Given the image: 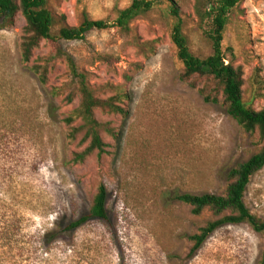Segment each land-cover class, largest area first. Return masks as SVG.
Returning a JSON list of instances; mask_svg holds the SVG:
<instances>
[{
	"label": "rangeland",
	"instance_id": "1",
	"mask_svg": "<svg viewBox=\"0 0 264 264\" xmlns=\"http://www.w3.org/2000/svg\"><path fill=\"white\" fill-rule=\"evenodd\" d=\"M174 1L189 51L206 58L211 19L200 20L197 0ZM208 1L216 0H203L202 13ZM131 2L46 0L56 18L51 37L26 63L19 53L22 14L0 28V264L259 263L264 232L247 223L218 227L192 251L189 236L215 216L207 209L193 214L175 196L223 194L228 171L257 152L262 140L243 130L222 103L204 101L198 88L212 82L193 76V87L180 80L183 65L171 39L177 18L168 2L138 15L128 32L113 26L118 10ZM84 12L109 26L83 39L61 38L59 28L79 25ZM221 49L225 62L243 71L244 103L264 107V0H241L228 11ZM59 51L87 73L99 97L121 89L129 94L126 117L95 111L117 137L102 129L106 153L82 163L70 162L84 146L83 131L73 142L66 137L62 119L76 109L78 97L65 99L74 79ZM32 64L46 68L45 84ZM99 183L107 190L108 219L66 229L88 213ZM243 200L264 219V166L251 176Z\"/></svg>",
	"mask_w": 264,
	"mask_h": 264
},
{
	"label": "trees",
	"instance_id": "2",
	"mask_svg": "<svg viewBox=\"0 0 264 264\" xmlns=\"http://www.w3.org/2000/svg\"><path fill=\"white\" fill-rule=\"evenodd\" d=\"M166 1L170 10L177 18L173 24L171 39L177 48V57L182 62L183 69L179 75L180 80L189 81L193 76H200L212 82L214 86L198 88L205 102L222 103L227 114L246 132L258 133L262 145L257 152L246 161L239 163L228 171V184L221 195L212 193L177 194L175 198L190 205L193 214H200L209 210L215 219L200 228L199 233L189 236L193 241L192 251L197 250L205 239L218 227L224 224L247 223L256 232H264V219H260L246 207L243 197L251 176L264 166V107L254 109L247 106L242 97L244 85L243 71L240 66H234L227 61L221 49L222 32L226 24L227 13L241 0H216L209 2L210 7L202 13L201 2L197 0L196 13L200 20L211 19V29L205 31V36L210 40L212 53L206 58L194 56L188 48L186 37L182 32L178 7L174 0H132L131 4L118 10L114 27L122 32H128L131 22L140 14L150 10L154 4ZM208 3V4H209ZM46 0H0V28L11 26L17 13H21L25 24L22 27L19 53L21 61L26 63L31 60L33 50L44 39L51 37L50 30L55 21V16L45 8ZM62 21L65 16L61 15ZM109 24L104 20H92L86 12L77 26L64 23L58 30V35L63 39H83L85 34L93 28H106ZM66 67L74 79V87L65 99L71 102L78 97L76 109L65 116L64 122L69 141H75L77 134L83 131L80 143L84 144L81 150L76 151L70 158L71 163H82L87 157L96 153H106L107 143L104 141L101 130L104 129L110 136L116 138L117 133L106 123L98 121L95 111L120 115L126 117L128 109L125 102L129 94L122 89L105 98L99 97L89 84L87 73L80 71L73 57L67 52L59 51ZM32 70L41 84L47 81V70L41 64H32ZM258 80H255L257 83ZM195 86L194 82H188ZM53 93H59V88H54ZM79 120L78 125L74 124ZM107 190L103 183H99L92 197L87 214L71 221L65 228L72 230L80 227L90 219H108L106 207ZM258 264H264V250Z\"/></svg>",
	"mask_w": 264,
	"mask_h": 264
}]
</instances>
